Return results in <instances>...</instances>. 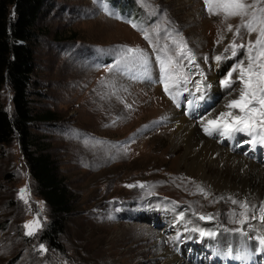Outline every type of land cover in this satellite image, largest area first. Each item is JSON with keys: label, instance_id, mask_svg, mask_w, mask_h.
<instances>
[{"label": "rangeland", "instance_id": "374dc122", "mask_svg": "<svg viewBox=\"0 0 264 264\" xmlns=\"http://www.w3.org/2000/svg\"><path fill=\"white\" fill-rule=\"evenodd\" d=\"M129 1L49 0L38 20L30 106L34 115L52 111L57 118L33 122L31 132L44 142L65 179L72 210L65 216L59 237L62 248H50L39 237L51 219L50 208L37 192L18 140L1 144L0 264H162L151 246L158 238L147 237L143 231L148 226L158 233L164 225L153 202L178 205L205 224L218 218L220 203L214 201L215 195L198 194L195 182L171 175L178 161L162 154L171 145L170 135L161 129L169 124L166 110L184 111L192 101L190 116L195 119L205 105L196 91L195 81L201 77L195 65L203 70L204 84L214 75V99H221V91L229 89L221 88L219 81L241 61L247 68V45L255 41L256 33L249 35L241 29L235 42L245 47L232 57L231 50L225 49L234 39L240 17L226 19L223 10L209 15L204 0ZM244 2L253 4L254 0ZM258 6L264 8V3ZM132 23L148 33L151 44ZM181 43L195 57L191 66L186 55L176 57ZM165 45L166 56L160 52ZM121 46L144 50L150 61L148 76L131 62L116 64ZM157 54L166 62L173 57L177 65H183L171 77L184 73L190 77L187 85L181 80L177 87L172 86L173 79L167 81L171 92L180 93L175 102L159 82ZM217 55L231 59L217 65ZM0 106L12 112V90L7 83L0 87ZM240 134L236 144L244 145L248 151L243 152L263 163L264 148L242 142L247 135ZM25 188L22 199L20 190ZM225 210H233L232 205L227 204ZM201 215L212 219L201 220ZM225 215L230 218L229 213ZM37 219L41 227L26 235L24 225ZM195 236L182 246L183 256L193 264H255L237 253L226 258L218 247L211 252L203 237ZM41 244L47 251H41ZM166 246L172 248L169 243Z\"/></svg>", "mask_w": 264, "mask_h": 264}, {"label": "bare ground", "instance_id": "6f19581e", "mask_svg": "<svg viewBox=\"0 0 264 264\" xmlns=\"http://www.w3.org/2000/svg\"><path fill=\"white\" fill-rule=\"evenodd\" d=\"M214 81V75H211L205 83L211 87H205L200 93L199 96L205 99V105L196 112L195 119L190 116L192 114L190 104L181 112L174 109L166 110L164 118L169 124L163 127L161 132L170 135L171 145L170 148L164 149L162 154L167 159L179 162L176 164V171L171 175L195 182L194 190L198 194H202L197 190L199 187L203 188L207 195H215L214 201L220 203L218 218L213 223L208 221L205 224L197 221L195 215L185 211L186 209H180L178 205L170 206L164 202H153V207L155 206L154 209L164 221V225L158 233L148 226H144L143 231L148 234L147 237L158 238V242L156 240L151 246L152 252L162 258V264H193L183 256L182 251V246L192 234L200 236L198 231H191L193 228L216 233L213 237H203L210 245L211 252L218 247L226 258L230 253H237L239 258L248 263L259 264L261 260L264 261V250H259V241L255 239L257 236L264 237V223L259 219L258 210V206L264 204V162L258 163L248 153L243 152L248 150L244 145L236 144L238 134L234 139H225L218 134L209 136L203 131L201 117L205 118L203 123L206 124L208 119H215L220 112L229 111L225 105L229 99L238 96V89L241 87L237 82L235 90H222L221 99L215 101L217 86L213 85ZM232 111L238 114V110ZM256 133L264 134L263 127L254 134ZM251 139L252 137L247 135L242 142ZM256 146L264 148V145L259 143ZM232 200L238 203L233 204ZM244 202L248 204L249 211L246 213V222L242 224L239 221L245 220V217L240 215L244 211L240 203ZM229 203L233 210L227 212L225 207ZM252 206L257 208L253 209ZM181 212L184 214L183 219L177 220ZM226 213L230 214V218L226 217ZM253 216L256 218L254 219ZM185 228L188 230L186 231ZM161 232H167V237L160 235ZM167 243L172 248L166 246Z\"/></svg>", "mask_w": 264, "mask_h": 264}, {"label": "snow or ice", "instance_id": "6c2138e0", "mask_svg": "<svg viewBox=\"0 0 264 264\" xmlns=\"http://www.w3.org/2000/svg\"><path fill=\"white\" fill-rule=\"evenodd\" d=\"M97 3H101L102 0H96ZM205 5L208 6L209 15L216 14L219 10H223L225 13V18L238 16L241 18L240 24L236 25V30L234 33L233 41L225 49L227 52L229 49L232 52V57H236L238 50L243 49L245 45H237L235 42L236 37H240L241 29H244L248 32L249 35L256 33L255 41H249L247 45V68L244 67V62L241 61L238 64L234 65L232 69L224 76L223 79L219 81V85L223 89L235 90L233 86L238 82L241 87L238 89V96L234 99H229L228 103L225 105L229 111H222L219 115L215 116V119H208L207 123L204 124V117H201V123L203 131L209 136L218 134L221 138L225 139H234L236 134H246L252 137L251 140L245 141L244 143H251L253 147H256L257 143L264 145V134L255 133L257 127H264V8L259 7L260 3H264V0H254L253 4H246L244 0H204ZM216 3L217 7H212V4ZM104 10L108 12L107 5H103ZM247 17V19H245ZM133 28H137L144 33V38L149 41L151 44V39L148 33L137 24L132 23ZM232 25H228V31H232ZM221 40L223 37L220 38ZM175 42V41H174ZM220 41H217L219 43ZM180 51L177 52L176 57L185 56L187 57L188 65H193L195 62V57L191 54L190 50L187 49V45L181 43L179 45ZM168 46L165 45L164 49H161L160 52L167 54ZM153 50L156 51V46L153 45ZM121 59L117 60L116 64H119L121 60L128 61L136 66L140 67L146 76L149 73V58L144 50L139 48H132L128 46H121L119 53ZM173 57H167V62L165 57L157 54L156 60L159 64V82L164 84V90L171 99L175 102L177 97L180 95L179 92L173 93L170 91V85L167 82L169 79H173V87L180 85L181 80L187 85L190 82V77L188 74L184 73L179 77H171L170 73L175 72L176 68H183V65H177ZM217 65L224 59H231V57H225L222 55H217L214 57ZM209 57H204V61L207 63ZM112 65L111 67H115ZM200 79L195 81V87L197 92H202L205 87H211V85L204 84V73L200 69L199 65H195ZM238 71L236 79H233V74ZM184 91H188V88L185 87ZM192 101H189L191 104ZM232 110H238V114H234ZM211 115V114H210ZM229 120L231 122H229ZM242 146V145H241ZM128 187H133L134 185H127ZM143 187V185H141ZM200 193L207 195L203 188L197 189ZM25 189L20 190L21 198L24 199L23 193ZM229 199H231L229 197ZM25 202H27L25 200ZM233 204H237L238 201L232 200ZM240 207L244 209L240 213L241 216L245 217V220L239 221V223L246 222V213L249 211V206L246 202L240 203ZM253 209H256L257 206H252ZM260 212V221L264 223V204L258 206ZM183 213L181 212L177 217V220L183 219ZM255 219L256 217L253 216ZM199 219H212V216L209 215L205 217L203 215L199 216ZM24 227L28 229L26 235H33L37 229L41 227L39 220L29 221ZM187 231L188 229L185 228ZM193 232H199L201 237L209 236L213 237L216 235L215 232L205 231L202 228H193ZM240 231V229H236ZM259 241L260 249L264 250V237L257 236L255 238ZM41 251H47L43 244L40 245Z\"/></svg>", "mask_w": 264, "mask_h": 264}, {"label": "trees", "instance_id": "16d2710c", "mask_svg": "<svg viewBox=\"0 0 264 264\" xmlns=\"http://www.w3.org/2000/svg\"><path fill=\"white\" fill-rule=\"evenodd\" d=\"M48 1L0 0V87L4 83L10 86L13 104L11 113L0 106V145L13 138L18 140L37 192L50 208L51 219L39 237L50 248L60 250L65 216L72 210L71 197L44 142L31 132L33 122H51L57 118L52 111L34 115L30 106L37 23ZM112 1L115 4L118 0Z\"/></svg>", "mask_w": 264, "mask_h": 264}]
</instances>
